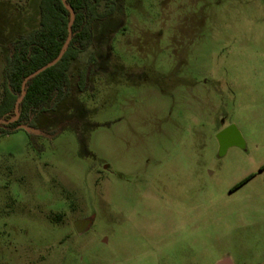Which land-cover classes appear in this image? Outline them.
Returning a JSON list of instances; mask_svg holds the SVG:
<instances>
[{
    "label": "rangeland",
    "instance_id": "1",
    "mask_svg": "<svg viewBox=\"0 0 264 264\" xmlns=\"http://www.w3.org/2000/svg\"><path fill=\"white\" fill-rule=\"evenodd\" d=\"M116 1L69 112L0 136V264H264V0ZM36 27L0 0V87Z\"/></svg>",
    "mask_w": 264,
    "mask_h": 264
},
{
    "label": "trees",
    "instance_id": "2",
    "mask_svg": "<svg viewBox=\"0 0 264 264\" xmlns=\"http://www.w3.org/2000/svg\"><path fill=\"white\" fill-rule=\"evenodd\" d=\"M26 1H35L37 5L38 27L16 35L5 46L0 120L15 117L14 107L21 95L23 80L55 60L68 36L70 13L62 0ZM66 3L74 12L68 48L56 65L27 82L25 97L19 105V118L13 123L0 125V136L20 131L17 130L19 126L41 130L48 124L46 119L49 116H64L69 112L68 103L73 92L72 68L92 47L94 24L111 18L117 8L116 0H66ZM96 62L95 53L91 52L77 69L74 86L78 93L90 90ZM27 134L31 141L37 138L34 133Z\"/></svg>",
    "mask_w": 264,
    "mask_h": 264
},
{
    "label": "water",
    "instance_id": "3",
    "mask_svg": "<svg viewBox=\"0 0 264 264\" xmlns=\"http://www.w3.org/2000/svg\"><path fill=\"white\" fill-rule=\"evenodd\" d=\"M62 2H63V5H64L65 9L68 10L69 13H70V22L68 24V36H67V39H66V41H65V43H64V45H63L58 57L55 60H53L52 62H50L47 65H45L44 67L38 69L36 72L32 73L31 75H29L28 77H26L23 80L22 85H21V95L18 98V100L16 101L15 107H14L15 117L10 119V120H8V121L7 120H3V119L0 120V125L13 123V122L18 120V118H19V105H20V103L22 102V100L25 97V94H26V90L25 89H26L27 82L29 80L35 78L36 76H38L39 74H41L45 70H47V69L53 67L54 65H56L60 61V59L63 57L66 49L68 48V45H69V43L71 41V37H72L71 26H72V23L74 21V12L68 6V4L66 3V0H62ZM17 130H23V131L28 132V133H34L35 132V131L31 130L29 127H25V126H19V127H17ZM216 264H232V262L228 258H223L221 261H219Z\"/></svg>",
    "mask_w": 264,
    "mask_h": 264
},
{
    "label": "flooded vegetation",
    "instance_id": "4",
    "mask_svg": "<svg viewBox=\"0 0 264 264\" xmlns=\"http://www.w3.org/2000/svg\"><path fill=\"white\" fill-rule=\"evenodd\" d=\"M237 140H239V142H231L230 144H226V141H224V140H222L221 141V145H222V148L221 149H227L230 145H232V146H234V145H240L241 144V142H240V139H237ZM240 185V184H239ZM237 187H233L232 189H231V191H233V190H235Z\"/></svg>",
    "mask_w": 264,
    "mask_h": 264
}]
</instances>
